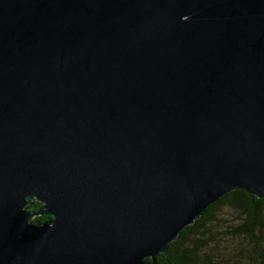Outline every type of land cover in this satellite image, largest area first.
<instances>
[{
  "label": "water",
  "instance_id": "obj_1",
  "mask_svg": "<svg viewBox=\"0 0 264 264\" xmlns=\"http://www.w3.org/2000/svg\"><path fill=\"white\" fill-rule=\"evenodd\" d=\"M234 191L264 199V0H0V264H158Z\"/></svg>",
  "mask_w": 264,
  "mask_h": 264
},
{
  "label": "trees",
  "instance_id": "obj_2",
  "mask_svg": "<svg viewBox=\"0 0 264 264\" xmlns=\"http://www.w3.org/2000/svg\"><path fill=\"white\" fill-rule=\"evenodd\" d=\"M223 206L240 211L242 222L231 234L248 240L249 244L233 255L217 250L205 253L203 251L206 244L203 242L211 236L214 225L211 222ZM39 207L40 204L33 203L27 209L37 210ZM44 220V217L35 218L33 223ZM194 235L203 238L197 237L190 244ZM200 259L203 264H264V199H258L244 191L229 193L214 203L193 225L183 230L178 239L171 243L168 251L157 258V263L201 264Z\"/></svg>",
  "mask_w": 264,
  "mask_h": 264
},
{
  "label": "rangeland",
  "instance_id": "obj_3",
  "mask_svg": "<svg viewBox=\"0 0 264 264\" xmlns=\"http://www.w3.org/2000/svg\"><path fill=\"white\" fill-rule=\"evenodd\" d=\"M242 218L240 211L235 210L228 206H223L219 212L214 215V223L212 226V234L209 238H204V244L206 247L203 252L209 253L217 250L218 252H227L230 255L235 254L241 247H245L249 244L248 240L244 238L232 235L231 232L240 225ZM212 225V224H210ZM197 237L203 238V236H192V241ZM203 247V245H201ZM201 264L202 261L200 259Z\"/></svg>",
  "mask_w": 264,
  "mask_h": 264
},
{
  "label": "flooded vegetation",
  "instance_id": "obj_4",
  "mask_svg": "<svg viewBox=\"0 0 264 264\" xmlns=\"http://www.w3.org/2000/svg\"><path fill=\"white\" fill-rule=\"evenodd\" d=\"M33 203H38V204H40V207H41V205H42L41 203L36 202V201H34ZM33 203H32V204H33ZM32 204H31V205H32ZM31 205H30V206H31ZM40 207H39V208H40ZM39 208H38V209H39ZM38 209H37V210H29V211H31V212H35V211H38ZM40 217H44L45 220H44V221H40L39 223H33V220H34L35 218H39V217H35V218L32 220V223H33V224H43V223H45V222H47L48 220L51 219V217H49V216H40Z\"/></svg>",
  "mask_w": 264,
  "mask_h": 264
}]
</instances>
